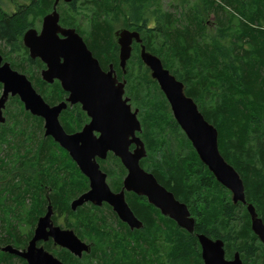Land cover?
<instances>
[{
  "label": "trees",
  "instance_id": "1",
  "mask_svg": "<svg viewBox=\"0 0 264 264\" xmlns=\"http://www.w3.org/2000/svg\"><path fill=\"white\" fill-rule=\"evenodd\" d=\"M85 2L92 6L90 29H78L102 67L113 64L120 77L127 78V94L133 107L140 109L147 148L141 165L188 205L196 219L195 234L140 199L134 207L144 226L133 230L123 221H115V227L101 207L85 205L73 211L70 202L88 189V178L64 149L52 139L45 140L43 120L14 97L8 109L13 102L15 110L7 109L8 120L0 127V243L22 249L28 245L35 220L47 203L41 184L50 183L52 204L66 214V221L55 222L74 229L82 239L95 240L82 257L62 247L53 250L52 241L45 242L47 249L69 264H205L197 233L223 239L227 258L240 252L244 264H264V245L252 230L247 206L234 204L230 190L201 161L142 62L139 47L123 73L113 28L106 22L113 13L115 20L119 15L126 20L123 12H129L146 48L185 83L187 95L217 127L221 153L240 173L247 200L264 220V0H180L173 2L172 10H164L160 0ZM53 3L31 0L15 14L0 11V38L23 46L31 21L51 11ZM64 9L71 11L69 6ZM65 21L76 25L66 16ZM35 83L45 96L49 84L40 78ZM54 93V101L62 98ZM2 145L9 147L3 154ZM99 162L112 188L119 190L125 174L120 159L110 155ZM29 197L34 204L28 205V215H20ZM30 212L35 214L32 221ZM23 224L28 227L22 229ZM15 258L28 264L0 247V264H15Z\"/></svg>",
  "mask_w": 264,
  "mask_h": 264
},
{
  "label": "water",
  "instance_id": "2",
  "mask_svg": "<svg viewBox=\"0 0 264 264\" xmlns=\"http://www.w3.org/2000/svg\"><path fill=\"white\" fill-rule=\"evenodd\" d=\"M58 2L59 0L55 1L54 10L44 17L40 33L35 28L26 31L24 43L30 48L32 56H40L47 63L48 68L42 72L44 78L49 82L59 78L70 94L65 101L51 106L37 92L28 76L13 69L8 62L2 64L3 58L0 55V82L3 84L0 122L6 121L4 110L10 96H18L26 110L46 119V134L52 135L70 151L83 174L89 179V189L71 202L73 210L87 202L96 205L107 202L131 229L142 228L144 223L135 216L125 197V190L134 191L147 196L149 202L164 215L170 216L189 233L195 234L196 219L188 205L161 184L153 172L140 164V160L147 156V148L138 135L143 130L138 117L139 109L132 110L130 97H124L127 80L118 79L113 65L108 70L103 69L99 59L75 28L60 25ZM60 33L64 35L63 38ZM115 36L120 44V66L125 73L133 53L134 39L141 43V59L165 94L174 118L191 141L201 161L230 190L233 203L247 206L252 230L264 244V220L255 205L247 200L240 173L221 153L217 127L205 118L194 98L187 95L185 83L165 67L158 55L146 48L140 32L121 29ZM68 102L82 103L83 109L92 118L82 131L74 134L66 133L59 122V115L67 108ZM95 131H99L100 135L97 136ZM131 144L136 145L134 150L130 149ZM109 151L117 154L128 169L120 192L111 189L107 180L108 174L97 159L98 156L106 158ZM52 214L53 208L50 205L47 213L40 217L34 235L25 248L6 244L1 250L25 259L28 264H69L44 245H39V242L52 238L56 246L66 248L78 257L89 253L92 245L80 238L74 229L56 225L52 221ZM197 237L205 264H244L240 252L227 258L223 239L212 238L205 233H197Z\"/></svg>",
  "mask_w": 264,
  "mask_h": 264
},
{
  "label": "flooded vegetation",
  "instance_id": "3",
  "mask_svg": "<svg viewBox=\"0 0 264 264\" xmlns=\"http://www.w3.org/2000/svg\"><path fill=\"white\" fill-rule=\"evenodd\" d=\"M31 1V0H30ZM55 1L56 0H54V3H55ZM77 2H78V0H72L71 2H66L65 0H59V2H58V4H57V11L59 12V15H60V20H59V23H60V25L62 26V27H65V28H69V27H71V28H75L76 29V31L84 38V40H85V42L87 43V45H88V42H87V40H86V38H85V36L81 33V31L78 29V26L79 27H82L80 24H78V23H76V25H74V24H67L66 23V21H65V7H67V6H69L71 9H73V10H76L77 9ZM54 3H53V6H52V10L51 11H49V12H47V13H45V14H43L41 17H39L38 19H36L35 21H31V23L33 22V25L32 26H30L28 29H30V28H35V29H37L38 30V33H40L41 32V29H42V25H43V20H44V17L47 15V14H49V13H51L53 10H54ZM74 3V7H73V4ZM24 4H30V2H27V3H24ZM20 5H22V4H17L16 5V8L15 9H13L11 12H8V11H5L4 9H3V6H2V4H1V2H0V11L1 12H3L4 14H15L17 11H18V8H19V6ZM0 12V13H1ZM123 14L126 16V20H125V18L124 17H122L121 15H119V18L117 19V20H115V15H114V13L113 14H111V15H109L108 16V19H107V24L109 25V22L111 23V25H112V28H113V36H114V40H115V42H116V44H117V46L119 47V60H120V44L118 43V41H117V38H116V36H115V34H116V32L118 31V30H121V29H129V30H133V31H138V32H140V34H141V37H142V39H143V43H144V38H143V35H142V32L139 30V29H137L136 27H134L133 25H132V22L130 21V19H131V17H130V14H129V12L127 11L126 13H124L123 12ZM103 16H105V15H103ZM92 17V16H91ZM31 19L33 20V17H31ZM214 19V16H212L211 15V18L209 17V19H208V21H207V24H209L210 25V21L211 20H213ZM127 21V22H126ZM91 24V23H90ZM27 29V30H28ZM26 30V31H27ZM26 31L24 32V35H25V33H26ZM24 35H23V46H18V44L17 45H15V44H10L8 41H6V40H2L1 38H0V55L2 56V58H3V60H2V64H4L5 62H8V63H10V65H11V67L13 68V69H15V70H18V71H20V72H22V73H24V74H26L27 76H28V78L31 80V82H32V84H33V86L35 87V89L37 90V92H39L38 91V87L36 86V83H35V81H37L38 80V78H40L41 80H43L44 82H46L47 84H49V91L47 92H45V96L43 95V93H41V92H39L43 97H44V99L46 100V102L47 103H49L51 106H53V105H56V104H59L60 102H62V101H65L67 98H68V96H69V92L67 91V90H65L64 89V87L62 86V83H61V80L59 79V78H54V80H53V82H49V81H47L45 78H44V76H43V70L44 69H46V68H48V65H47V63L40 57V56H37V57H34V56H32V53H31V50H30V48H28L26 45H25V43H24ZM60 35V37L61 38H63L64 37V35L63 34H59ZM88 47H89V45H88ZM137 47H139L140 48V50H141V43H139L137 40H135L134 39V41H133V53H134V51H136V49H137ZM90 48V47H89ZM93 52V51H92ZM133 53H132V55H133ZM94 54V53H93ZM95 56V55H94ZM132 57V56H131ZM141 57V56H140ZM131 59V58H130ZM129 59V60H130ZM129 60H128V62H129ZM142 60V59H141ZM143 62V61H142ZM101 64V63H100ZM128 64V63H127ZM111 65H113V64H110V66ZM120 65V64H119ZM145 65V64H144ZM102 66V65H101ZM110 66H109V68H110ZM114 66V65H113ZM146 66V65H145ZM40 67V68H39ZM121 67V66H120ZM127 67V66H126ZM109 68H104L103 67V69H105V70H108ZM114 69H115V67H114ZM121 69L123 70V68L121 67ZM116 70V69H115ZM39 71V72H38ZM116 73H117V76H118V79L119 80H121V81H123L124 79H126L127 80V78H125L124 76H122V77H120V75H119V73H118V71L116 70ZM123 73L124 74H126L127 73V71H126V73L124 72V70H123ZM127 83H128V81H127ZM127 83H126V94H125V96L124 97H126V96H128V97H130L128 94H127ZM158 83V82H157ZM0 84H1V89L3 88V84L0 82ZM46 89V88H45ZM59 89V90H58ZM54 91H57L59 94H61L60 96H62V98L61 99H59V100H57V101H54V98H52V94H57V93H54ZM1 93H2V91H1ZM14 97H18V96H10V98H9V100H8V102H10ZM19 98V97H18ZM8 102H7V104H8ZM23 103V102H22ZM130 103L132 104V102H131V97H130ZM24 105V104H23ZM6 108H7V106H6ZM5 108V109H6ZM24 108H25V106H24ZM72 109H75L76 110V112H74L73 113V111H68V110H72ZM135 109H139L138 107H133V105H132V110H135ZM28 111V110H27ZM30 112V111H29ZM8 112H7V110H4V115H5V117H6V121L5 122H0V127H1V125H3V124H5L6 122H7V120H8V114H7ZM31 113V112H30ZM68 113H70V114H68ZM85 115H84V114ZM139 113H140V109H139V112H138V117H139ZM32 114V113H31ZM76 114H80V116H82L81 118H79L78 116H76ZM33 116H37V115H34V114H32ZM37 117H40L42 120H43V129H44V136H45V140L47 141H50L51 139H52V141H54L57 145H59L62 149H64L68 154H69V156H70V158L76 163V161L73 159V157H72V155H71V153H70V151H68V149H66L65 147H63L62 146V144L59 142V141H57L52 135H49V134H46V119L45 118H43V117H41V116H37ZM91 117L88 115V112L86 111V110H84L83 109V105H82V103H80V102H78V103H76V104H71L70 102H68V105H67V108H65V109H63L62 110V112L60 113V115H59V122H60V124L62 125V127L64 128V130H65V132L66 133H68V134H74V133H77V132H80V131H82L83 130V128L85 127V125L87 124V123H89L90 121H91ZM140 119V118H139ZM141 121V120H140ZM142 123V122H141ZM69 126H68V125ZM142 127H143V124H142ZM142 132H143V130H142ZM142 132H138V135L141 137V139L144 141V139L142 138V136H141V134H142ZM97 136L98 135H100V132L99 131H95L94 132ZM144 143H145V141H144ZM136 147V145L135 144H131V146H130V149L131 150H134V148ZM110 155H112V156H115V157H117V158H119L120 159V161H121V163H122V160H121V158L117 155V154H115L113 151H109L108 152V155H107V157L106 158H101V157H97V159H98V161H100V160H108V158H110ZM143 158H145V157H143ZM142 158V159H143ZM141 159V160H142ZM141 160H140V164H141ZM100 163V162H99ZM76 165L78 166V164L76 163ZM100 165H101V163H100ZM122 165L124 166V164L122 163ZM142 166V165H141ZM143 167V166H142ZM78 168L80 169V167L78 166ZM102 168V167H101ZM124 168H125V174H124V177H123V180H122V187L119 189V190H114L113 188H112V186L110 185V187H111V189L114 191V192H120L121 190H122V188H123V186H124V179H125V177L127 176V174H128V169L124 166ZM144 168V167H143ZM80 171H81V169H80ZM149 171V170H148ZM82 172V171H81ZM106 172V171H105ZM151 172V171H150ZM83 173V172H82ZM108 174V173H107ZM85 175V174H84ZM86 176V175H85ZM87 177V176H86ZM88 178V177H87ZM89 180V179H88ZM107 180H108V178H107ZM159 181V180H158ZM162 184V183H161ZM41 185H44V187H45V189H46V199H47V203H46V206H45V210L41 213V214H39L38 215V217H37V219L35 220V221H37V223H38V221H39V219H40V217H42V216H44L46 213H47V211H48V209H49V206L51 205L52 206V208H53V214H52V221H54V223L56 224V225H60L61 227H64L62 224H60V223H56L55 221H66V219H65V217H66V214H65V212H63V211H61V209L59 208V207H56L54 204H52V201H51V197H50V192H51V187H50V183H47V184H45V183H42ZM33 187H34V185H33ZM167 188V187H166ZM88 189H89V187H88ZM87 189V190H88ZM168 189V188H167ZM86 190V191H87ZM169 190V189H168ZM171 191V190H170ZM85 192V191H84ZM83 193V192H82ZM80 195V194H79ZM78 195V196H79ZM77 196V197H78ZM125 197H126V201H127V203L129 204V206L131 207V209L133 210V212H134V214H135V216L140 220V221H144L143 220V218H141L139 215H138V213H137V211H136V209H135V207H134V201H136L137 202V200H141V201H143L144 203L145 202H147V203H149V204H151L150 202H149V200H148V197L147 196H145V195H139V194H137L136 192H134V191H128V190H125ZM75 199V198H74ZM73 199V200H74ZM130 199L131 200H133V202H131L130 201ZM72 200V201H73ZM71 201V202H72ZM71 202H70V207H71ZM33 204H34V202H33V200L31 201V206H33ZM85 205H89V206H97V207H101V208H103L109 215H110V217H112V219H114L115 221H124V220H122L121 218H120V216L118 215V213L114 210V208H113V206L110 204V203H107V202H104L102 205H96V204H94V203H92V202H87V203H85L83 206H85ZM154 208H156L158 211H159V213H160V215H163V216H166V217H168V218H170V219H172L170 216H168V215H164L163 213H162V211L158 208V207H156V206H154L153 204H151ZM83 206H80V207H83ZM79 208V207H78ZM78 208L76 209V210H73L72 208V210L73 211H78ZM31 214V216H32V219H31V221L32 220H34V217H35V214L33 213V212H30ZM192 214V213H191ZM193 216V215H192ZM108 219V218H107ZM172 220H174V219H172ZM107 221H112V220H107ZM175 221V220H174ZM37 223H36V226H35V228H34V232H35V229H36V227H37ZM129 228H130V226L128 225V223H126V222H124ZM64 228H68V227H64ZM131 229V228H130ZM136 229V228H135ZM133 230V229H132ZM34 232H33V235H34ZM76 232V231H75ZM33 235H32V237H33ZM31 237V238H32ZM80 237V236H79ZM30 238V239H31ZM81 238V237H80ZM83 240H85V239H83ZM50 241H52V243H53V247H60V246H56L55 244H54V242H53V239L52 238H50V240H48V241H41V242H39V245H44V247H45V242H50ZM86 241V240H85ZM261 241V240H260ZM90 243V242H89ZM91 245H92V243H90ZM264 245V244H263ZM46 248V247H45ZM47 249V248H46ZM49 250V249H48ZM49 251H51V250H49ZM52 252V251H51Z\"/></svg>",
  "mask_w": 264,
  "mask_h": 264
},
{
  "label": "rangeland",
  "instance_id": "4",
  "mask_svg": "<svg viewBox=\"0 0 264 264\" xmlns=\"http://www.w3.org/2000/svg\"><path fill=\"white\" fill-rule=\"evenodd\" d=\"M85 1L86 0H78L77 9L76 10L70 9L71 10L70 12H65V16L68 19H70L72 22L75 21L76 23L80 24L84 29L88 30V29H90L91 14H92V9L90 7H92V6H90V4H87ZM174 1H180V0H160L161 5H162L164 10H172V4H173ZM190 1L194 2L195 0H190ZM0 2H1V4L3 6V9L5 11L11 12L13 9L16 8L17 4H24V3L30 2V0H0ZM150 5H152V3H150ZM152 23L153 22H151L150 24L152 25ZM1 91H2V89L0 88V95H1ZM38 91H39V89H38ZM8 108H9V104H7V108L5 110H7ZM14 110H15V104L12 102L10 104L9 112L12 113ZM18 110H20V105H18ZM22 117L25 119L24 116H22ZM2 146H4V148H1V153L3 154V153H6V151L8 150L9 147L6 146V145H2ZM108 160H109V158H108ZM106 165H108V164H106ZM108 183L110 184L109 179H108ZM76 197H74V198H76ZM231 198H232V195H231ZM31 201H32V199L29 197L28 200H27V207H26V209H22L21 210L20 215L26 216L27 209H29L28 205L31 204ZM102 214L106 215L108 220H112L110 222L115 227H118V225H116L115 220L112 219V217H110V215L104 209H103V213ZM24 221H26V220H24ZM23 227L27 228L28 226L26 224H23L22 225V229H24ZM84 239L87 242L95 243L94 242L95 240L92 239L91 237H85ZM2 245H4V244L0 243V247H2ZM56 248H58V247H53V250L56 249ZM13 260H14L15 264H22L19 261V259H17V258H15Z\"/></svg>",
  "mask_w": 264,
  "mask_h": 264
}]
</instances>
